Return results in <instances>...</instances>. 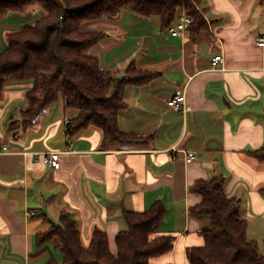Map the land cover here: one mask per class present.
Segmentation results:
<instances>
[{
  "label": "crops",
  "instance_id": "1",
  "mask_svg": "<svg viewBox=\"0 0 264 264\" xmlns=\"http://www.w3.org/2000/svg\"><path fill=\"white\" fill-rule=\"evenodd\" d=\"M208 26L171 35L160 18L122 10L88 21L84 30L104 37L90 48L103 68L124 75L134 63L153 73L142 84L123 89L126 107L120 128L139 136L132 143L101 146L99 129L70 134L72 112L60 98L37 122L24 127L31 81L9 84L0 97V264H49L62 253L53 241L37 237L62 212L76 221L84 245L94 229L104 230L116 253L115 236L127 227L125 210L141 211L155 202L165 207L159 234L176 238L169 252L150 264H189L186 249L200 245L205 220L190 212L202 196L192 186L220 175L229 197L237 198L248 230L264 231V163L250 152L264 146V0H199ZM43 11L10 12L0 20V50L6 35L33 23ZM223 55L217 68L211 59ZM186 93L185 114L168 106L173 94ZM62 102H59V101ZM176 147V150L171 148ZM59 151L60 167L45 161ZM195 151L192 162L185 152ZM254 232V233H256Z\"/></svg>",
  "mask_w": 264,
  "mask_h": 264
},
{
  "label": "trees",
  "instance_id": "2",
  "mask_svg": "<svg viewBox=\"0 0 264 264\" xmlns=\"http://www.w3.org/2000/svg\"><path fill=\"white\" fill-rule=\"evenodd\" d=\"M199 0H0V20L10 12L26 13L37 7L43 13L30 24L7 33V46L0 50V97L14 82L31 81L27 106L21 110L24 127L34 125L42 112L62 99L72 116L67 122L70 134L85 128L100 130L101 146L139 139L120 128L119 113L126 107L123 89L128 84L148 82L153 73L131 63L122 77L102 67L90 48L104 32L84 30L83 25L103 17H113L122 10L160 18L169 27L183 12L192 18L188 30L195 37L208 26L198 7ZM264 163V146L250 152ZM192 189L201 201L190 212L205 220L200 230L203 242L186 249L189 264H264L258 243L247 239L248 221L235 197L225 191L220 175L197 180ZM264 194V188L261 189ZM165 215V207L155 202L150 208L125 210L127 227L115 236L116 253L109 247L107 233L94 229L89 243L81 241L76 221L62 212L58 222L38 235L39 242L53 241L62 253L59 262L49 264H150L174 246L173 234L156 233ZM163 264H173L165 262Z\"/></svg>",
  "mask_w": 264,
  "mask_h": 264
},
{
  "label": "built area",
  "instance_id": "3",
  "mask_svg": "<svg viewBox=\"0 0 264 264\" xmlns=\"http://www.w3.org/2000/svg\"><path fill=\"white\" fill-rule=\"evenodd\" d=\"M192 22V18L188 16L185 13H181L179 15L178 21L169 27V32L171 35H178L182 33L183 31L187 30L190 23ZM256 43L259 46H264V35L258 36L256 38ZM224 60L222 54H217L211 59V67L217 68L219 63H222ZM168 106L169 108L181 112L185 114L187 110H189V105L187 102L186 93L184 91L178 92L172 95V97L168 100ZM171 148L176 150L175 146H172ZM196 152L195 151H188L185 152V161L187 163L192 162L196 158ZM44 161L52 168L58 169L60 167L59 162V151H48L46 152L44 156Z\"/></svg>",
  "mask_w": 264,
  "mask_h": 264
},
{
  "label": "rangeland",
  "instance_id": "4",
  "mask_svg": "<svg viewBox=\"0 0 264 264\" xmlns=\"http://www.w3.org/2000/svg\"><path fill=\"white\" fill-rule=\"evenodd\" d=\"M59 102H62V101L60 100ZM69 111L72 112V110H69ZM254 232L256 231H253V228L252 229L250 228L248 230L247 239L256 241L258 243V251L261 254H264V231L258 230L256 233Z\"/></svg>",
  "mask_w": 264,
  "mask_h": 264
}]
</instances>
